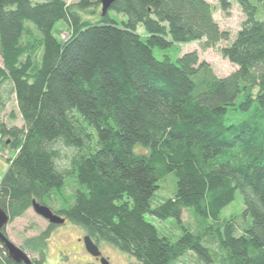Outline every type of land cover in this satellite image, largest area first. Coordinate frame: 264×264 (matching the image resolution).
<instances>
[{
    "label": "trees",
    "instance_id": "16d2710c",
    "mask_svg": "<svg viewBox=\"0 0 264 264\" xmlns=\"http://www.w3.org/2000/svg\"><path fill=\"white\" fill-rule=\"evenodd\" d=\"M217 1L245 16L221 49L236 67L225 77L182 51L230 40L207 0H118L105 15L99 0H0V106L14 95L24 123L0 124L15 152L0 182L11 219L35 200L142 264H264V0ZM61 146L74 151L67 166ZM169 175L174 194L156 202ZM67 179L78 189L57 210L49 201ZM238 193L241 215L223 220ZM54 226L27 241L32 264H46ZM0 264H16L1 242Z\"/></svg>",
    "mask_w": 264,
    "mask_h": 264
},
{
    "label": "rangeland",
    "instance_id": "374dc122",
    "mask_svg": "<svg viewBox=\"0 0 264 264\" xmlns=\"http://www.w3.org/2000/svg\"><path fill=\"white\" fill-rule=\"evenodd\" d=\"M68 5L75 4L79 0H65ZM215 7L214 18L219 24L221 30L227 31L230 34L229 41H222L214 48H205L203 42H194L190 44H184L182 47L183 53L196 51L199 54L201 61L208 62L216 75L219 77H225L236 70V67L231 64L227 59L222 56L221 49L235 38L237 32L241 28L242 22L245 20V16L239 5L236 2H232L231 9L228 12L222 11L219 7L217 0H207ZM85 16H89L84 13ZM111 16L117 20L121 25L126 17L112 13ZM61 31V38L67 40L69 38L68 29L64 24L58 25ZM139 33L144 35L143 27L139 28ZM144 40L145 35L142 36ZM155 55L162 59L166 52L159 49L154 50ZM0 64L2 65V58L0 56ZM5 98V97H4ZM15 116L16 119H13ZM0 124H4L7 127L22 128L24 123L21 118L16 98L11 96L10 100L6 103L5 108L0 106ZM89 131H93L89 128ZM2 143V142H1ZM0 143V182L5 172L9 167L8 158L14 157L15 152L11 151L7 147H3ZM62 155L64 157L63 166L68 165V157L74 155V151L71 149L60 147ZM140 152L144 149L137 147ZM176 181L173 175H169L165 181L160 184V188L157 192L156 202L165 200L173 196L175 191ZM78 189L76 182L73 179H67L65 186L58 192H54V196L49 205L55 209H62L66 207L73 199V195ZM244 209L241 194H237V197L233 203L226 207L222 213L221 218L223 220H230L234 217L241 215ZM147 220L153 223L160 231V234L167 237H176L179 234L178 226L173 221H159L155 218L148 217ZM182 222L187 225L191 230L196 231L199 226L197 217L192 214L191 211L185 210L183 212ZM49 222L43 217L39 216L32 207L8 223L4 228V232L7 237L19 248H21L30 258V260L37 259L38 253L29 249L27 241H30L36 237H39L42 233L49 229ZM88 235V232L82 227L66 221L63 225L54 226L50 231V238L47 244L46 252V264H101L97 257L90 255L84 245V238ZM93 242L100 248L103 255L110 261V264H142L139 260L133 256L122 252L118 248L103 242ZM100 251V252H101ZM183 261H188V258ZM183 263V262H182Z\"/></svg>",
    "mask_w": 264,
    "mask_h": 264
},
{
    "label": "water",
    "instance_id": "95a60500",
    "mask_svg": "<svg viewBox=\"0 0 264 264\" xmlns=\"http://www.w3.org/2000/svg\"><path fill=\"white\" fill-rule=\"evenodd\" d=\"M102 6V14L105 15L111 8V6L118 0H99ZM33 210L41 217H43L45 220H47L50 224L53 225H63L65 223V219L54 214L53 211L37 201H33L32 203ZM11 221V217L9 214L4 211L0 207V242L4 245L8 252L9 258L16 264H32V261L30 260L29 256L18 246H16L5 233H3V229L8 225V223ZM84 245L87 250V252L94 256V257H100L101 252L98 248V246L93 242L92 238L90 236H86L84 238ZM101 264H110V262L102 258Z\"/></svg>",
    "mask_w": 264,
    "mask_h": 264
},
{
    "label": "flooded vegetation",
    "instance_id": "af4514ba",
    "mask_svg": "<svg viewBox=\"0 0 264 264\" xmlns=\"http://www.w3.org/2000/svg\"><path fill=\"white\" fill-rule=\"evenodd\" d=\"M52 210V209H51ZM53 211V213L54 214H56V215H58V216H60V217H62V218H64L66 221H68L67 220V218H66V216H64V215H62V214H60V213H58V212H55L54 210H52ZM66 221H65V223H66ZM64 223V224H65ZM49 225H51L50 223H49ZM57 226V225H56ZM93 240V239H92ZM99 248V247H98ZM99 250H100V248H99ZM101 251V250H100ZM102 258H105V259H107L104 255H103V252L101 251V256L100 257H98V258H96L97 260H100V262H101V259ZM108 260V259H107ZM109 261V260H108ZM110 262V261H109Z\"/></svg>",
    "mask_w": 264,
    "mask_h": 264
}]
</instances>
